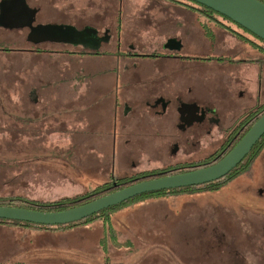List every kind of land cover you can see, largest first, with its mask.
Returning a JSON list of instances; mask_svg holds the SVG:
<instances>
[{
	"label": "rangeland",
	"instance_id": "rangeland-1",
	"mask_svg": "<svg viewBox=\"0 0 264 264\" xmlns=\"http://www.w3.org/2000/svg\"><path fill=\"white\" fill-rule=\"evenodd\" d=\"M107 1L29 0L30 5L36 8L39 13L38 22L40 24L59 23V26L65 27H70L71 24L77 23V21L79 25L85 23L90 27L91 22L105 18ZM174 1V3H181L183 0ZM133 2L135 3V0ZM193 6L198 7L194 2L186 1V14L189 10L195 12L196 7ZM134 11L135 7H132L131 12ZM197 17V14H194V16L187 18L188 23L186 25L176 26L175 31L181 32L183 35V50L181 53L186 54V56L221 54L220 49H214L210 46L207 38L209 35L207 30H203L202 22L193 20ZM219 20L225 23L221 18ZM229 27H233L238 32L246 35L244 31L233 25ZM91 30L94 31V29H88L90 32ZM79 32L83 33L81 30ZM125 32L127 34L124 39L127 43L139 38L138 29L133 28L131 31L126 30ZM9 38L12 42L10 45L13 44V41H24L22 37L18 38L17 35ZM81 38V36L78 37V39ZM141 40L144 48H149L154 39H144L142 37L138 41L141 42ZM253 41L255 50L250 53L249 58L257 62H264L263 42L256 37ZM76 45V43L67 44L63 40L62 54L53 57L57 68L60 70V78H63V80L60 79L63 81V93L70 89L68 84L73 77L84 70L85 74H81L79 78L80 81L88 84L92 96H105L108 94L106 91L109 90L108 87L104 88L103 85L92 86L91 83L97 84L98 82L93 80L94 77H97V73L109 70L111 67L107 68V64H100L89 56L72 55L70 53L73 51L72 46ZM24 46L29 47L28 44ZM248 49H251V47ZM144 50L146 51V49ZM43 57L44 63H47L49 56L43 55ZM5 64L0 63V106L4 107V111H0V204L22 205L19 199L52 203L63 198L82 196L114 179L134 178L144 173L155 172L157 169H167L171 164H175L177 160L182 159V153L177 155V159L170 154L177 133L173 132L172 134L171 128L167 130L164 127L168 123L169 127L171 125L175 130L176 122L171 114L168 117L158 118L153 112L147 113L145 109L143 115V109L139 108L141 114L134 112L127 121L124 118L125 110L121 107L114 112L117 116V119H115L106 109L107 101L100 102L99 106H95V109L84 112L79 111L78 113L80 119L88 118L91 120L93 127H90L89 130L92 132L96 131L94 126L103 125L108 128L109 133L107 135L105 133L103 138L104 144H78L79 148L70 151L68 149L60 151L56 148L24 149L26 144L28 146L32 145L28 142L25 143L26 139H24V134H28V127L25 129L27 133H24V120L26 121V118L22 112H13L12 105L10 107L9 104V98L12 97L11 100L17 102L18 97L15 93L22 92L21 89L18 91L19 85L15 77L24 78L29 83V81L33 82L30 80L33 79V75L28 70L17 68L9 73L11 69L6 68ZM187 66L186 76H190V78L186 77V89L188 87L195 89V86H199L196 87L197 90L206 85H210L212 88L214 85V88H217V84L222 87L225 84L223 82H226V79L228 81L225 72L216 64H208L204 68L196 67L197 65L194 64ZM129 68L130 70L125 71L127 72L126 75L132 72L135 78L138 79L150 76L154 70L148 64L130 65ZM43 72V77H54L49 72V66ZM56 72L58 74L57 70ZM111 74L114 75V72L112 71ZM14 82L17 85H14ZM129 86L131 85L126 87ZM222 93L221 88L219 94ZM8 94H10L9 97ZM255 102V107L264 104L257 100ZM80 104L84 105V103ZM125 123H127V127H123V130L126 131L124 140L129 139L131 142L121 144L119 142L120 136L115 132L121 129L122 124ZM73 127L76 128V126ZM163 130H166L167 134ZM165 134L168 138L166 141H164ZM107 139H109L108 143H106ZM115 139H117V144H114ZM54 141L57 146H63L64 148L70 145L67 138H64V140L57 138ZM46 145L49 147L50 144ZM219 145L220 143H213L210 147L214 148ZM51 152H53L54 157L49 155ZM102 155L104 156L103 160ZM35 157L39 158L35 159ZM258 158L260 156L255 158L254 162ZM252 166L247 172L238 177L221 183L218 190L215 187L149 198V200L167 199L168 203L162 205H170L176 211L184 210L186 212V223H202L212 228L206 231L209 235L205 238L212 240L198 241L196 245L202 250V258H211L213 261L204 259V261L195 262L190 259L186 264H264V197L256 196L252 184L248 180L250 176L252 180L257 176L261 177L263 171L258 164ZM121 211L123 210H117L114 213H122ZM182 213L184 215V212ZM170 217L169 215L166 220H174ZM202 231H198V233H202ZM191 233H194V231L188 232L190 235ZM188 234L186 233L185 237L181 238L174 235L175 240L173 242L184 244V241L190 240ZM187 244L194 245L193 242L189 241ZM211 251L213 254H211Z\"/></svg>",
	"mask_w": 264,
	"mask_h": 264
},
{
	"label": "crops",
	"instance_id": "crops-1",
	"mask_svg": "<svg viewBox=\"0 0 264 264\" xmlns=\"http://www.w3.org/2000/svg\"><path fill=\"white\" fill-rule=\"evenodd\" d=\"M26 2L30 5L29 0ZM107 2L106 14L110 23L120 18L124 28L138 29L144 39H154L153 44L161 43L167 38L183 37L181 32L175 31L176 26L186 25L187 18L194 14L198 17L193 20L204 21L197 11L195 13L189 10L186 14V7L177 6L166 0H135V3L133 0H108ZM132 7H135L133 13ZM213 31L217 32L215 29ZM134 62L126 59L125 70H130L129 66ZM152 62L146 59L135 63L152 66ZM235 75L245 82L248 92L246 97L239 101V106L255 107L256 100L263 104L264 62L253 60L249 64L240 65L235 69ZM109 77L93 78L98 83H91L92 86L103 85L104 88H109L106 90L108 94L101 97H98L99 95L93 97L89 92L88 84L74 78L68 84L71 92L63 93V78H61L58 83H54L57 87L53 92L38 95L37 106L34 105L33 96L19 98L17 102H23L26 107L24 117L28 120L24 123V128L28 127V134H24V139L25 142L34 144L29 147L63 150L79 148L78 144L83 143L104 144L103 138L105 133L106 135L109 133L108 128L103 125L94 126L96 131L92 132L89 130L93 127L91 120L78 117L79 111L95 109L100 102L107 101L106 109L115 119L117 116L114 112L121 107L125 110L124 118L127 121L134 112L141 114L139 108L143 109V115L144 109L147 113L153 112L151 105L158 95L150 91L152 74L139 79L135 78L132 72L119 79L111 75ZM128 85L131 86L126 87ZM221 99L219 93H214L207 101L220 109L224 103ZM35 111L40 115H35ZM122 125L115 134L120 136L121 144L130 143L131 140H124L126 131L123 127L126 128L127 123ZM25 129L24 133H27ZM163 131L167 134L166 130ZM166 134L164 141L168 140ZM57 138L60 140L67 138L70 145L65 148L57 146L54 141ZM46 144H50L49 147ZM114 144H117V139L114 140ZM98 156L100 157L101 154ZM259 156L252 167L258 164L262 167L263 174L254 180L250 176L248 180L253 189L259 191L261 195L264 194V179H262L264 149ZM166 203H168L167 199H148L133 204L134 206L119 209L123 210L122 213H111L110 225L98 220L72 229L51 231L1 224L0 264H186V241L183 242L184 244L173 242L174 235L177 238L186 235V212L176 211L170 205H162ZM169 215L174 220L167 221Z\"/></svg>",
	"mask_w": 264,
	"mask_h": 264
},
{
	"label": "flooded vegetation",
	"instance_id": "flooded-vegetation-1",
	"mask_svg": "<svg viewBox=\"0 0 264 264\" xmlns=\"http://www.w3.org/2000/svg\"><path fill=\"white\" fill-rule=\"evenodd\" d=\"M166 1L175 2L174 0ZM183 1L174 4L186 7V1L191 2L189 0ZM259 1L264 4V0ZM21 4L22 0L0 2V63H6V68L11 69L9 73L17 68L28 70L33 75V79H30L33 82L29 81V83L24 78L16 77L19 85L18 91L20 89L22 91L21 93H15L18 99L32 95L35 97L34 105L37 106L39 104V88L41 87L42 92L46 90L44 88L45 81L53 79H55V83L60 81L62 78H60V70L57 68L53 57L62 54L63 40L67 44H77L72 46L73 51L70 52L72 55L89 56L100 64H107V68L111 67L109 70L97 73V77H94V79L108 78L110 75L118 79L125 77L126 59L131 62L146 59L153 61L152 67L154 70L152 79H150V91L157 94L158 97L151 105L152 111L158 118L168 117L169 114L174 117L175 130L171 125L169 127L168 123L164 128H167V130L171 128L172 134L173 132L177 133L170 154L177 159V155L182 153V159L177 160L175 164H171L167 169H157L155 174L152 175L179 174L213 165L230 152L237 140L242 138L243 134H246L248 127L251 124L253 125L256 107L244 106L241 108L239 106V101L243 100L248 92L245 88V82L236 77L235 69L240 65H246L253 61L249 56L255 50L253 41L255 36L231 20L219 14L204 13L206 10L198 4H196L198 7L193 6L196 7L195 11L198 12V15L204 19L202 28L205 31L207 30L209 35L207 37L209 40H207L210 46L214 49H220L221 54L186 56V54L181 53L183 50L182 37L167 38L161 43L155 42L156 44L152 43L149 48H144L142 40L141 42L138 41L142 39V37L140 38L142 36L141 32L138 31L139 38L127 43L124 37L127 34L125 31L128 29L124 28L122 19L117 18V20L110 23L107 14H105V18L91 22L90 27L85 23L79 25L77 21V23L71 24L68 29H62L60 32L62 34H59L58 30L54 28L55 26L62 27L59 26V23L40 24L38 22L39 13L36 8L27 2L29 8L35 11L36 15H34L29 11H24ZM107 4L105 6L106 13L108 11ZM14 12H18L20 15L13 17V15H16L13 14ZM219 18L224 20L225 23L220 22ZM32 19L34 21L31 27L29 23ZM230 25L241 29L246 35L238 32L233 27H229ZM88 29H94V31L91 30L90 32ZM214 29L217 32H214ZM79 30L83 33H80ZM15 35L18 38L22 37L24 41H13V44L10 45L12 42H10L9 37H15ZM248 35L252 37L250 38ZM80 36L82 38L78 39ZM26 44L29 47H25ZM249 47L251 49H248ZM43 55L49 56L47 63H44ZM135 62L133 65H138ZM192 64L203 68L208 64H216L225 72L228 81L226 79V82H223L225 83L223 84L224 87L217 84V88H214V85L213 88L206 85L197 90L196 87L199 86H195V89L192 87L186 89V77L190 78V76H186L187 65ZM47 66H49V72L54 75L51 80L42 75ZM112 71L114 75L111 74ZM165 72L167 73L164 75ZM34 73H36V76ZM81 74H85L84 70L78 72L76 77L73 78L81 80L79 78ZM14 85H17V83L14 82ZM55 87H57V84H54L51 90L53 91ZM221 88L223 93L219 95L224 103L222 108L219 109L207 100L214 93H219ZM9 96L10 94H8ZM11 99L12 97L9 98V104L10 107L12 105L13 112H22L24 116L26 107L23 102H16ZM0 108L4 107L0 106ZM213 143H220V145L212 148L210 145ZM193 148L194 151L192 152ZM194 156L197 157L194 158Z\"/></svg>",
	"mask_w": 264,
	"mask_h": 264
},
{
	"label": "water",
	"instance_id": "water-1",
	"mask_svg": "<svg viewBox=\"0 0 264 264\" xmlns=\"http://www.w3.org/2000/svg\"><path fill=\"white\" fill-rule=\"evenodd\" d=\"M189 1L210 9L216 14L231 20L264 42V4L259 0ZM21 7L24 11H29L36 15L35 11L29 8L26 0H22ZM13 14H16L13 15V17L20 15L18 12H14ZM33 19L29 23L31 27L34 21ZM49 27L51 28L52 26ZM54 28L58 30L59 34H62L60 33L62 29H68L69 27L55 26ZM263 137L264 114L253 123L251 128L232 148V150L213 165L185 173L172 174L137 182L91 202L63 211L45 212L20 207L0 206V220L24 222L50 227L65 226L81 222L102 211L119 206L141 195L196 187L216 182L225 178L236 169Z\"/></svg>",
	"mask_w": 264,
	"mask_h": 264
},
{
	"label": "trees",
	"instance_id": "trees-1",
	"mask_svg": "<svg viewBox=\"0 0 264 264\" xmlns=\"http://www.w3.org/2000/svg\"><path fill=\"white\" fill-rule=\"evenodd\" d=\"M204 13H210V14H216L215 12H213L210 9L204 8ZM53 74V73H52ZM34 75L36 76V73H34ZM45 77V76H44ZM50 78V76H47ZM16 78V77H15ZM14 78V79H15ZM54 80L51 81H45L44 85H45V91L42 92L41 87L39 88V94H44V93H51L53 92L51 90L52 87H54ZM29 92V91H28ZM67 92H71L70 89L67 90ZM32 96V95H30ZM0 111H4V108H0ZM35 115H40L38 111L34 112ZM264 114V104L262 106L256 107L255 108V120L253 123H255L257 121V119L262 116ZM25 115V113H24ZM39 120V119H37ZM45 122V119H43ZM24 122H28V120L26 119V121L24 120ZM252 124L248 127V129L246 130V132L251 128ZM25 129V128H24ZM244 134L241 136L243 137ZM241 139V138H240ZM237 140L236 144L240 141ZM26 143V142H25ZM28 144H32V143H28ZM234 144V146L236 145ZM34 145V144H32ZM24 149H30V150H43V149H33L31 147H29L26 144V147H24ZM75 149V148H74ZM74 149H68V151L70 150H74ZM264 149V137L257 143V145L253 148V150L251 151V153L246 157V159L236 168L234 169L228 176H226L225 178L216 181V182H212L209 184H205V185H201V186H196V187H189V188H183V189H177V190H169V191H160V192H154V193H150V194H145V195H141L139 197H136L130 201H127L119 206L110 208L108 210L102 211L99 214H96L94 216L89 217L88 219H85L81 222H77V223H72L69 225H65V226H40V225H35V224H30V223H24V222H15V221H7V220H0V225L1 224H12V225H17V226H22V227H35V228H41L44 230H64V229H72L76 226L79 225H83V224H91L95 221L98 220H102L105 224L110 225L109 223L111 222V213L125 208L127 206L136 204L138 202H142L144 200H147L149 198H155V197H160V196H164L166 194H171V193H176V192H190V191H196V190H201V189H207V188H215L216 190L219 189V185L221 183H225L228 180H231L233 178L238 177L239 175L247 172L249 170V168L252 166L255 158H257L260 153L262 152V150ZM60 151H63L61 149H59ZM56 152L54 151V154ZM53 152H51L49 155L54 157ZM40 157V156H39ZM39 157H35V159H38ZM34 158V156H33ZM155 174V172L152 173H144L141 175H138L134 178H124L121 180H112L108 183H104L103 185L99 186L98 188H95L94 190L90 191L88 194L86 195H82V196H76V197H72V198H63L59 201H55L52 203H42V202H35V201H29L26 199H19V202L22 203V205H12V204H8V205H3L0 204V206H7V207H20V208H27V209H32V210H38V211H45V212H55V211H63V210H67V209H71L80 205H83L85 203L91 202L93 200H96L98 198H101L105 195H108L110 193H113L117 190L126 188L134 183L137 182H141L144 180H150V179H155V178H159V177H164L165 175H160V176H155L152 175ZM168 175V174H167ZM166 175V176H167ZM262 179H264L262 177ZM253 188V187H252ZM254 192H256L255 189H253ZM259 192V191H258ZM258 192H256V196L257 197H263L264 194L260 195V192L258 194ZM212 228L208 227V225L206 224H202V223H192L190 224L189 222L186 223V233L188 234V232H193L188 234L190 237V240H188L189 242H193L194 245H188L186 242V262L189 261L191 259V261H204V259L208 260V261H213L211 258H202V250L199 249V246H197L196 244L198 243V241H209L212 239H205L209 234L206 233V231L211 230ZM202 231V233H198V231ZM262 230V229H260ZM211 254H213V252L211 251ZM215 257V256H214ZM213 258V257H212Z\"/></svg>",
	"mask_w": 264,
	"mask_h": 264
}]
</instances>
